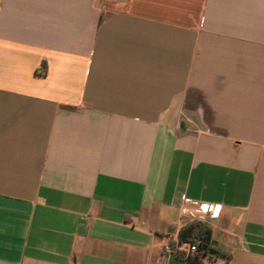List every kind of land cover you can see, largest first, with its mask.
<instances>
[{"label":"crops","instance_id":"1","mask_svg":"<svg viewBox=\"0 0 264 264\" xmlns=\"http://www.w3.org/2000/svg\"><path fill=\"white\" fill-rule=\"evenodd\" d=\"M264 264V0H0V264Z\"/></svg>","mask_w":264,"mask_h":264},{"label":"built area","instance_id":"2","mask_svg":"<svg viewBox=\"0 0 264 264\" xmlns=\"http://www.w3.org/2000/svg\"><path fill=\"white\" fill-rule=\"evenodd\" d=\"M210 205L185 198L180 207V220L182 224L187 222H207L214 215L209 214ZM199 248V242L182 240L179 235H168L165 238L163 250L166 254L181 253L185 259L195 255Z\"/></svg>","mask_w":264,"mask_h":264},{"label":"trees","instance_id":"3","mask_svg":"<svg viewBox=\"0 0 264 264\" xmlns=\"http://www.w3.org/2000/svg\"><path fill=\"white\" fill-rule=\"evenodd\" d=\"M182 240L199 242V248L195 255L186 259V264H202L201 256H206L214 252L211 248L212 230L204 226L201 222H190L179 233Z\"/></svg>","mask_w":264,"mask_h":264}]
</instances>
